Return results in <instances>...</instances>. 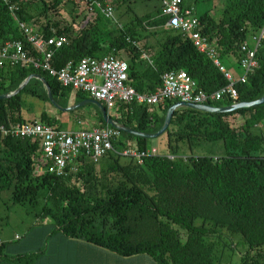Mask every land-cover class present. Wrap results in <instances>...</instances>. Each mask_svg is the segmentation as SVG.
Wrapping results in <instances>:
<instances>
[{"label": "trees", "instance_id": "obj_1", "mask_svg": "<svg viewBox=\"0 0 264 264\" xmlns=\"http://www.w3.org/2000/svg\"><path fill=\"white\" fill-rule=\"evenodd\" d=\"M13 1L17 9L10 12L5 1L0 0V43L22 41L32 50L18 21L33 26L51 11L64 14V24L49 20L41 27L45 38L58 35L68 40L54 52L51 64L56 69L68 64L76 66L85 57L114 55L128 62L129 85L138 93L155 92L169 71H186L207 93L228 84L225 75L188 37L166 27L167 18L161 10L156 17H136L119 27L99 13L88 12L93 0ZM199 22L221 63L239 65L242 43L264 24V0H226L220 16L206 12L199 16ZM142 40L144 50L138 45ZM144 51H152V57L144 58ZM257 60L255 72L246 82L235 85L237 102H253L264 95V41ZM33 74L46 78L60 106H69L72 89L62 87L47 72L29 66L0 70V96L16 91ZM24 95L56 109L43 83L32 79L19 94L0 99V126L37 121L22 115ZM86 99L91 98L75 94V104ZM175 103L168 101L159 107L120 105L109 116L138 132L153 134L162 128L168 109ZM233 103L225 100L211 105ZM85 108L95 113L94 127L108 126L94 105L70 115ZM40 118L45 124L63 127L58 117L47 112ZM84 120V116H78L76 123ZM260 126H264V104L228 114L181 108L175 111L170 127L162 135L167 138L169 151L178 155L185 146L192 150L197 144L222 141L224 156L170 159L149 155L142 164L133 157L123 163L125 156L119 152L128 147V142H135L144 152L149 150L152 139L120 131L119 140L113 143L116 152L98 163L83 162L78 173L64 177L43 172L49 162L41 155L39 141L0 134V192L10 191L15 203L24 204L34 201L40 190H47L42 218L52 221L47 225L52 232L120 257L148 256L156 264H215V243L210 238L226 230L240 234L248 246L240 264H264V135ZM197 221L201 224L197 225ZM175 225L186 233L185 240ZM3 246L5 243L0 241V264ZM27 257L31 258L20 256Z\"/></svg>", "mask_w": 264, "mask_h": 264}, {"label": "built area", "instance_id": "obj_2", "mask_svg": "<svg viewBox=\"0 0 264 264\" xmlns=\"http://www.w3.org/2000/svg\"><path fill=\"white\" fill-rule=\"evenodd\" d=\"M4 1L10 12L17 9L13 0ZM119 2L121 0H93L88 4V12L99 13L108 20H114ZM161 14L167 18V28L188 37L195 48L219 68L228 81L226 86L213 93H207L199 88L186 71L181 70L165 73L162 76L161 86L155 92L138 93L129 85V64L114 55L102 58L85 57L76 66L68 64L62 69H56L51 64L54 52L67 44V38L58 35L50 39L45 38L41 32L21 21L17 24L32 50L22 41L0 43V70L5 66H29L47 72L63 86L80 90L91 99L105 104L108 112L111 108L117 109L120 105L159 107L168 101L209 106H213L211 103L225 100L237 103L238 92L235 85L246 82L248 76L259 66L257 52L264 41V24L259 32L252 34L242 43L239 66L243 70V75L235 79L221 63L219 54L208 37L203 34L199 16L192 6L185 5L184 0H162ZM0 134L3 137L39 141L41 155L49 162L44 171L57 177H64L69 173L76 174L83 162L98 163L110 152H116L113 143L121 136L119 130L110 126L71 131L39 120L34 123H10L7 126H0ZM119 154L136 158L138 163L142 164L143 158L147 155L157 153L155 149L140 152L134 142Z\"/></svg>", "mask_w": 264, "mask_h": 264}, {"label": "rangeland", "instance_id": "obj_3", "mask_svg": "<svg viewBox=\"0 0 264 264\" xmlns=\"http://www.w3.org/2000/svg\"><path fill=\"white\" fill-rule=\"evenodd\" d=\"M226 0H184L185 5L192 6L198 16L209 12L213 16H220L222 8ZM162 0H121L117 5L113 23L119 27H123L131 23L136 17H156L161 10ZM37 13V11H36ZM49 20L52 22H58L60 25L64 24L66 19L64 14L51 11L47 16L40 17L32 28L36 31L42 32V28ZM153 41V38L151 39ZM145 40L139 43V47L144 50ZM147 57L151 58L152 51H144ZM225 67L229 73L235 79H239L243 75V70L238 64L234 62H224ZM25 105L23 106L22 115L26 119H35L40 121V116L43 112L50 113L59 118L60 125L64 130H73L75 128H90L93 126L95 113L91 109L90 112L86 109L80 111L78 116H85V122L83 124L76 123V115H70V113L58 115V110L51 107L49 103L40 101L39 99L24 95ZM116 109L111 108L110 114ZM241 120V116L238 117ZM260 130L264 135V126H260ZM134 142H128L129 146H132ZM156 150V155L173 157V159H186L194 156H209L213 158H219L226 154L224 144L222 141L218 142H205L197 144L192 150L189 147H183L178 155H173L169 151L167 145V138L160 136L158 138L150 140L149 151ZM141 152V151H140ZM143 152V151H142ZM146 152V151H144ZM153 155V154H150ZM149 156V155H147ZM146 156V157H147ZM155 156V155H154ZM129 157H125L122 161L126 163ZM132 158V157H131ZM135 160H137L135 158ZM138 162V161H137ZM45 169H43V172ZM48 196L47 190H40L37 198L34 201H28L24 204L15 203L10 191L0 192V238L4 240L7 237V241H14L15 238L20 239L14 241V247L25 246L29 247L23 255L31 257L35 248L33 243L37 242L38 247L46 248L51 240H48V235L51 234V230H48L47 225L52 223L49 218H42L43 208ZM201 224V221H197V225ZM174 228L181 231L182 238L185 240L186 233L179 227ZM39 237V239H38ZM210 241L215 243V264H240L242 257L247 253L248 246L245 244L243 237L240 234L233 235L226 230L222 231L219 235L210 238ZM33 251V252H32ZM7 253V250L4 251ZM117 255V254H116ZM24 260L28 259L23 258ZM28 260H32V257Z\"/></svg>", "mask_w": 264, "mask_h": 264}, {"label": "crops", "instance_id": "obj_4", "mask_svg": "<svg viewBox=\"0 0 264 264\" xmlns=\"http://www.w3.org/2000/svg\"><path fill=\"white\" fill-rule=\"evenodd\" d=\"M143 57L146 59H150L149 57H147L145 52L143 54ZM60 85L62 87H65L62 84ZM66 88H71V87H66ZM71 89L73 92V96L69 101V106L75 105V94H77L78 92L83 93L80 90H75L74 88H71ZM86 109L90 112L89 108H85L82 111ZM64 114H67V113H64ZM75 117L77 120L78 114ZM27 120H30V119H27ZM83 122H85V120L78 122V123L83 124ZM58 124H60V122H58ZM73 124L75 127L76 122H74ZM80 129H96V127L92 126L90 128H80ZM80 129L75 128L73 130H80ZM47 229L51 230V228H47ZM3 237L5 238L4 240L0 238V241L5 243V246H3L2 248L1 264H156L148 256L141 255V256H136V257H131V258L120 257L112 252L106 251L97 246H93L85 241L66 238L60 232H52V230H51V234L48 235L49 237L48 240H51L52 242L49 243L46 248L38 247L37 244H39L40 242L33 243L32 246L36 248L34 252L32 251L33 252V255L31 256L32 260H27V259L24 260L23 258L21 259L20 256L22 255L23 252L27 253V250L29 247H26V245L19 246V243L17 244V246L14 247L13 246L15 243L14 241H16L18 238L17 239L15 238L14 241L10 242L11 245H8L9 243L6 242L7 237L5 236ZM6 250H7V253H4V251ZM6 256H9V257H6ZM14 258H17V259H14Z\"/></svg>", "mask_w": 264, "mask_h": 264}, {"label": "water", "instance_id": "obj_5", "mask_svg": "<svg viewBox=\"0 0 264 264\" xmlns=\"http://www.w3.org/2000/svg\"><path fill=\"white\" fill-rule=\"evenodd\" d=\"M32 79L40 80L43 83V85L45 86V88L47 90V95H48L49 101L58 111L63 112V113H71V112H74L78 109L86 107L88 105H94L99 109L105 123L108 126H111L114 129H117L123 133H127L130 135L136 136V137L146 138V139H155V138H158V137L164 135L166 133V131L168 130V128L170 127V124H171V121H172V118L174 116L175 111H177L181 108H188V109L198 110L201 112L211 113V114H228V113H233V112H235L237 110H241V109L256 108V107L264 104V95L262 98H260L256 101H253V102H237V103H234V104L229 105V106H221V107L209 106V105H197V104L186 103V102H177V103L173 104L168 109L162 128L156 133L147 134V133L138 132L132 128L125 126L124 124L118 123L116 120H114L113 118H111L109 116L107 108L101 102L93 100V99H87V100H84L80 103H77L73 106H69L66 108L60 106L56 102V100L52 94L51 88L49 86V83L47 82L46 78L42 77L39 74H33V75L29 76L20 85V87L16 91H14L10 94L1 95L0 99H7V98H10L12 96L19 94Z\"/></svg>", "mask_w": 264, "mask_h": 264}]
</instances>
